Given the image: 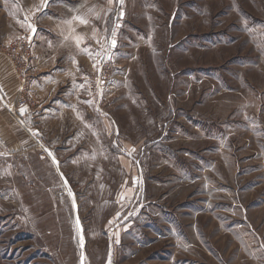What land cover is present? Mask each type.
<instances>
[{
  "label": "rangeland",
  "instance_id": "obj_1",
  "mask_svg": "<svg viewBox=\"0 0 264 264\" xmlns=\"http://www.w3.org/2000/svg\"><path fill=\"white\" fill-rule=\"evenodd\" d=\"M24 45L0 264H264V0H0Z\"/></svg>",
  "mask_w": 264,
  "mask_h": 264
},
{
  "label": "crops",
  "instance_id": "obj_2",
  "mask_svg": "<svg viewBox=\"0 0 264 264\" xmlns=\"http://www.w3.org/2000/svg\"><path fill=\"white\" fill-rule=\"evenodd\" d=\"M17 90H18V84L17 81L15 79L14 73L11 69L10 63L8 62V60H6L3 57H0V96L2 98L3 96V100L7 101V102H13L16 100L17 97ZM7 107V106H6ZM22 108V107H19ZM4 113H6L3 116V119L0 124V126L2 127H6V124H13L15 123V119L17 120L18 123H20L22 125V127L25 128V125L23 123L24 118L22 116V114H20V116H18L15 112H13V109L8 108L6 110L2 109ZM12 110V111H11ZM19 111V109H17ZM8 111V112H7ZM14 118V119H13ZM5 130V128H2ZM7 130V129H6ZM9 134V132H6V135ZM25 137L22 138V143L25 144ZM19 143L20 140H18ZM28 142H31V140H28ZM19 145V144H18Z\"/></svg>",
  "mask_w": 264,
  "mask_h": 264
},
{
  "label": "built area",
  "instance_id": "obj_3",
  "mask_svg": "<svg viewBox=\"0 0 264 264\" xmlns=\"http://www.w3.org/2000/svg\"><path fill=\"white\" fill-rule=\"evenodd\" d=\"M28 50H29V46L28 45H24L22 48H21V54L23 55V60L24 62H20L19 60H17V70L18 72H16V76H17V82H18V98H17V104L19 106H22L24 104H26L27 102V96H26V89L27 87L29 86V83L31 81V77H32V74L31 72H29L27 70V67L26 65H24L25 61L27 60L28 58ZM37 146H38V149H40L41 151H44L45 148L43 146V144L38 141L37 139L35 140Z\"/></svg>",
  "mask_w": 264,
  "mask_h": 264
},
{
  "label": "snow or ice",
  "instance_id": "obj_4",
  "mask_svg": "<svg viewBox=\"0 0 264 264\" xmlns=\"http://www.w3.org/2000/svg\"><path fill=\"white\" fill-rule=\"evenodd\" d=\"M77 19H81L80 17H77ZM81 23H87V21L86 20H83V19H81ZM30 27H31V25H29ZM33 31H35V29L33 28ZM113 44H115V41H113ZM22 111H23V109H22Z\"/></svg>",
  "mask_w": 264,
  "mask_h": 264
}]
</instances>
